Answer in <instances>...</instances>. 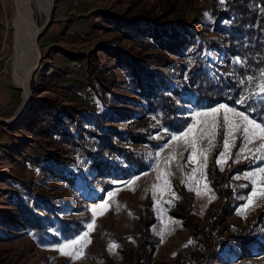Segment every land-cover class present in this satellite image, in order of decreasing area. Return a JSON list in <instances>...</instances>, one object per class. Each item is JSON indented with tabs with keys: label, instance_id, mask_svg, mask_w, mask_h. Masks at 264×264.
<instances>
[{
	"label": "rangeland",
	"instance_id": "rangeland-1",
	"mask_svg": "<svg viewBox=\"0 0 264 264\" xmlns=\"http://www.w3.org/2000/svg\"><path fill=\"white\" fill-rule=\"evenodd\" d=\"M215 1L220 2L78 0L74 4L72 0H53L49 14L35 15L41 28L36 37L40 57L29 80L30 103L21 113L23 92L12 81L10 21L14 7L11 0H0V91L10 98L0 104V264H173L178 252L193 243L184 217L208 228L223 204L229 239L217 247L219 258L210 264H264V251L237 260L239 250L231 239L236 227H251L254 235L262 229L261 224L253 223L264 208V196L254 197L253 205L244 208L253 189L264 188V174L257 172L264 167V159H254L248 151L264 144L260 130L249 126L245 139L242 125L228 137L223 109L216 114L215 127L211 115H202L218 104L189 107L187 125L172 131L144 112L143 100L131 90L120 67L121 53L141 58L145 52H156L187 67L194 56L200 57L210 72L219 74L220 57L205 47V39L218 38V27L224 24L212 14ZM133 27L144 28L154 50L142 49L129 37L128 29ZM259 97L263 99L264 94ZM39 102H51L58 120L64 122L68 120L61 118L63 111L75 117V111L86 110L103 114L100 123L116 129L139 127L153 141L130 142L128 134L124 139H111L135 148L147 168L125 179L106 181L101 177L106 170L90 157L67 150L58 136L40 137L30 131L27 122L42 112ZM222 104L254 120L240 108ZM228 116L233 123L241 122L232 113ZM12 117L15 120L6 121ZM173 135L181 138L173 141ZM225 138L230 147L223 162L217 164ZM259 155L264 158V152ZM248 173L256 175L246 179ZM20 198L36 202V212L48 216L52 225L47 230L56 236L58 217L82 218L84 229L59 241L39 239L18 210ZM105 200L111 206L96 208L93 219V207ZM183 205L186 213L179 209ZM148 218L151 223L142 229ZM89 223H93L92 230ZM84 233L87 239L64 248L68 254H62L63 245ZM143 236L149 245L139 258L137 237ZM258 246H264L260 235L250 244L251 248Z\"/></svg>",
	"mask_w": 264,
	"mask_h": 264
},
{
	"label": "trees",
	"instance_id": "trees-1",
	"mask_svg": "<svg viewBox=\"0 0 264 264\" xmlns=\"http://www.w3.org/2000/svg\"><path fill=\"white\" fill-rule=\"evenodd\" d=\"M212 14L217 21H224L218 27V38L205 39L206 49L220 57L217 64L219 74L210 72L204 60L195 56L190 61V67H187V64L162 53L145 52L141 58L124 53L119 55L120 67L126 73L128 83L132 84L131 90L143 100L140 106L144 112L172 131H181L187 125L189 107L210 108L222 103L240 108L264 125V98L256 95L262 83L261 70H264V0L215 1ZM143 30L133 27L127 33L139 47L152 51L154 45ZM242 97L249 99L237 103ZM38 105L42 112L27 122L30 131L40 137L58 136L67 150L90 157L100 169L106 170L101 174L106 181L125 179L130 173H140L147 168L143 155L135 148L117 144L111 139V136L124 139V134H128L130 142L145 144L153 141L145 138L139 127L130 131L116 129L100 123L103 114L86 110L75 111V117L63 111L61 118L68 120L64 122L58 120L51 102H39ZM35 203L31 199L24 201L20 198L17 207L26 225L34 230L39 239L49 237L59 241L71 238L84 229L82 218L58 217L59 236H56L47 230L52 221L46 214L36 212ZM179 209L185 213L187 211L184 205ZM225 213L227 208L223 204L220 212L213 215L208 228L199 227L184 217L193 243L190 248L178 252L173 264H210L216 261L219 258L217 247L229 239L226 231L230 226L224 219ZM150 223L148 218L141 228ZM255 224L262 225L260 234L254 235L251 227H236L232 233L231 239L239 250L237 260L264 251V246L250 247L257 236L264 237V208ZM137 243L140 258L145 255L149 242L143 236L137 237Z\"/></svg>",
	"mask_w": 264,
	"mask_h": 264
},
{
	"label": "bare ground",
	"instance_id": "bare-ground-1",
	"mask_svg": "<svg viewBox=\"0 0 264 264\" xmlns=\"http://www.w3.org/2000/svg\"><path fill=\"white\" fill-rule=\"evenodd\" d=\"M11 1L14 7L13 16L10 21L14 42V54L12 56L14 74L12 81L13 84L23 92L24 107L21 109V113H23L27 109V104L30 103L29 80L40 57V50L36 44V37L41 32V28L37 26L35 15H42L43 13L49 14L53 9L54 3L53 0ZM11 119L15 120V117L6 119V121L10 123Z\"/></svg>",
	"mask_w": 264,
	"mask_h": 264
},
{
	"label": "snow or ice",
	"instance_id": "snow-or-ice-1",
	"mask_svg": "<svg viewBox=\"0 0 264 264\" xmlns=\"http://www.w3.org/2000/svg\"><path fill=\"white\" fill-rule=\"evenodd\" d=\"M223 2H224V0H220V3H223ZM208 15H209V13L206 12L205 16H208ZM237 62H239V61H237ZM260 79H261L262 83L258 86L259 87V92H257L256 95L264 94V70H261ZM246 99H249V97H242L240 100L237 101V103H244ZM220 109H223L224 113H225V115L223 117V122L229 128L228 137H232V131L241 129V126L243 125V132L246 134L245 139L248 138L247 134L250 131L249 126H251L252 130L259 129L260 133H261V138L264 139V125L256 123L254 120L250 119L249 116L246 115L245 113L236 112L234 109L228 108L224 104L219 105L218 108H213V109L209 110V112H207V113H202V115H211L213 117V126L215 127V117H216V114L218 113V111ZM228 113H232L233 115L240 117L241 118V122L240 123H233L229 119ZM183 135H186V134H183ZM180 138H181L180 136L173 135L171 137V140L175 141V140H178ZM209 144H211V140H209ZM191 147L193 149L195 148V142L194 141L192 142ZM223 147H224V152H222L220 154V158L217 159V161H216L217 164H221L223 162L224 156L228 152V149L230 147L228 138L224 139ZM248 151L251 153V157L252 158H254V159H264V158H262L259 155L260 152H264V144H262L260 146V148H258V149H255V150L249 149ZM156 155H159V153H157ZM181 155H183V153H181ZM237 155H240V153H238ZM188 159L192 160L193 157L190 155L188 157ZM257 172H259L261 174H264V167L258 168ZM254 175H256V173H248V174H246L245 178L246 179L247 178H251ZM253 183H255V181H253ZM108 195L111 196L112 193H109ZM173 195H175V194L173 193ZM258 195L259 196H264V188H262L259 192H257V190L254 188L253 191H252V194L247 198V203L244 205V208L247 209V208H249V206L253 205V203H254L253 198L258 196ZM106 206H108V207L111 206L110 202L108 200H105L100 205L94 206L93 209H92V211H93V219L95 218L96 208L104 209ZM87 227H88L89 230H92L93 229V223H89L87 225ZM87 235H88L87 233H84L82 237H78L77 240H73L69 244L63 245L59 250L62 252V254H68V253H64V251H63L64 248H70L73 245L77 244V242L79 240L87 239ZM189 243H191V241H189ZM112 247H113V245L109 246L110 249Z\"/></svg>",
	"mask_w": 264,
	"mask_h": 264
},
{
	"label": "crops",
	"instance_id": "crops-1",
	"mask_svg": "<svg viewBox=\"0 0 264 264\" xmlns=\"http://www.w3.org/2000/svg\"><path fill=\"white\" fill-rule=\"evenodd\" d=\"M9 100H10V98L7 96V94L0 91V104H4L5 102H7Z\"/></svg>",
	"mask_w": 264,
	"mask_h": 264
},
{
	"label": "built area",
	"instance_id": "built-area-1",
	"mask_svg": "<svg viewBox=\"0 0 264 264\" xmlns=\"http://www.w3.org/2000/svg\"><path fill=\"white\" fill-rule=\"evenodd\" d=\"M72 2H73L74 4H76V3L78 2V0H72Z\"/></svg>",
	"mask_w": 264,
	"mask_h": 264
},
{
	"label": "water",
	"instance_id": "water-1",
	"mask_svg": "<svg viewBox=\"0 0 264 264\" xmlns=\"http://www.w3.org/2000/svg\"><path fill=\"white\" fill-rule=\"evenodd\" d=\"M34 71V70H33ZM33 73V72H32ZM31 76H32V74H31Z\"/></svg>",
	"mask_w": 264,
	"mask_h": 264
}]
</instances>
